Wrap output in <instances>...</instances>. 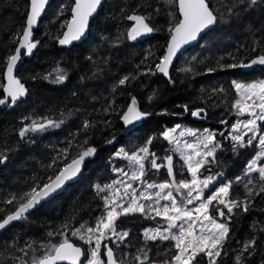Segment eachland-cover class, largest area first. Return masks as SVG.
Listing matches in <instances>:
<instances>
[{"label":"trees","instance_id":"obj_1","mask_svg":"<svg viewBox=\"0 0 264 264\" xmlns=\"http://www.w3.org/2000/svg\"><path fill=\"white\" fill-rule=\"evenodd\" d=\"M209 2L217 10L218 21L199 43L177 58L169 72L174 83L158 74H140L149 66L154 69L164 53L169 38V23H174L173 15L178 16L170 0H104L90 22L87 37L67 49L58 47L56 37L63 33L62 25L70 18L68 9L73 2L53 0L50 3L35 31L34 39L40 43L33 55L23 56L17 73L28 94L13 108L0 109V154L7 156V160L0 163V208L12 207L3 204L12 194H22L32 184L43 183L49 176H54L63 162L58 161L53 167L48 165L58 157L61 149L68 147L69 141L72 147L66 162L86 147H95L97 151L85 159L83 172L75 182L44 201L25 220L14 222L0 233V264H31L34 253L36 256L43 253L42 245L50 239L53 242L63 239L49 238L47 233L63 230L65 223L70 226L65 230L66 234L72 242L80 245L78 238L71 237V229L81 224L92 226L103 213L104 194L98 193L96 186L121 178L113 172V168L125 167L127 162L113 158L118 149L123 147L132 151L142 146L149 137H157L151 149L162 158L170 148L166 141L159 138L166 128L180 124L191 129L221 131L224 125L219 123L220 120L234 119L236 115L231 104L238 94L232 82L264 80V68L255 66L242 71L224 66L247 62L257 54L251 51L254 46L258 51L264 49V3L240 11L243 6L238 5V0ZM137 6H141L137 9L141 12L159 9V14L154 15L152 21L158 31L129 40L127 32L133 22L125 16ZM230 6H236L232 13L228 12ZM62 7L65 10L60 15ZM27 9L28 0H0V85H4L6 57L13 53L18 42L14 43L16 34L22 33ZM188 67L192 71H181ZM209 68L214 71L208 72ZM61 70L66 71L67 78L63 83H56L55 76ZM129 74L136 75L137 79L129 85L117 86L119 79ZM220 87L225 89L223 93H213L214 88ZM132 96L136 97L140 110L151 115L126 128L120 114ZM2 97L3 88L0 87ZM113 100L115 111L105 113L104 109ZM184 105L189 107L188 112L184 111ZM197 108H205L207 117H193L191 111ZM43 117L65 119V123L58 129L30 133L21 139L20 130L33 119L39 121ZM85 120L95 126L84 130ZM113 137L115 140L107 143ZM85 139L88 140L86 145L83 143ZM221 143L223 150L218 153L219 163L210 166L211 173L224 174L218 178V184L243 176L245 164L257 151L254 148L241 149L237 155L228 140L222 139ZM173 155L177 178H181L179 165L182 161L178 154ZM253 176L255 178V174ZM145 179L156 183L169 180L163 168L159 172L149 170ZM232 193L234 197L243 199V184L234 183ZM220 220L230 227L229 255L222 257L221 264H235V255L242 244L253 236L258 244L251 255L245 256L244 264H264V196L254 197L248 213L234 215L228 221ZM158 222L160 218L150 221L137 217L120 224L121 230L131 233V244L124 251L138 254L136 249L143 244L142 230ZM166 244L152 246L149 252L150 258L157 264L171 255L164 251ZM118 255L122 256V252L118 251ZM132 264L136 262L132 261Z\"/></svg>","mask_w":264,"mask_h":264},{"label":"snow or ice","instance_id":"obj_2","mask_svg":"<svg viewBox=\"0 0 264 264\" xmlns=\"http://www.w3.org/2000/svg\"><path fill=\"white\" fill-rule=\"evenodd\" d=\"M49 2L50 0H28L23 32L16 34L14 43L17 41L18 43L15 52L6 57L7 83L0 85L5 94L0 98V105L13 106L27 95V88L13 73L22 58V50L24 55H32L40 43L33 38V29L45 13ZM101 2L102 0H74L68 9L71 18L65 20L62 25L66 30L61 36L56 37L58 43L68 45L80 40L85 35L89 18L97 12ZM170 2L174 3L178 16L173 15L174 23H169L167 29L169 39L164 54L159 58V62L155 63L154 69L153 66H149L140 74L159 73L168 77L170 83H174L169 75L174 58L184 45L197 40L200 33L215 25L218 14L209 0ZM260 3H264V0H238V5L243 6L240 11H246ZM139 7L141 6H137L125 16V19L133 22L127 32L129 40H136L158 31L152 21L154 15L159 14V9L152 8L151 11L141 12L137 10ZM234 7L236 6L228 7V12L232 13ZM64 10L62 7L59 14L63 15ZM251 51L257 54L248 62L240 61L224 67L234 69L257 64L264 66V49L258 51L254 46ZM181 71L190 72L192 69L188 67ZM207 71L212 72L214 69L209 68ZM66 78V71L61 70L55 76L54 82L63 83ZM135 79L136 75H125L119 79L117 86L129 85ZM232 87L238 96L231 104V108L238 119L230 124L227 132L208 128L203 130L184 128L176 124L159 134V138L171 146L167 150L168 154L162 158L151 149L157 137H149L142 146L132 151L123 147L118 149L113 158L126 161L127 169L130 170H126V167H115L113 172L121 178L103 186H96L98 193L104 194L102 196L104 211L97 217L94 225L81 224L78 228L71 229V237L78 238L81 244L71 241L65 231L70 226L65 223L62 225L63 230L47 233L49 238L63 239L58 242L50 239L48 243L42 245L43 253L40 256L34 253L31 264H132V261L136 264H157L150 258L149 252L152 246L159 247L165 242L167 244L164 251L170 252L171 255L161 264H221L222 257L229 255L227 244L230 240V227L228 223L221 222L220 218L228 221L234 215L248 213L251 211L254 197L264 196V81L251 84L233 81ZM115 91L114 87L113 92ZM212 91L223 93L225 89L220 87ZM114 103V100L110 102L104 112L115 111L112 108ZM183 108L185 112L189 111L187 105ZM149 115L151 113L140 110L136 97L132 96L130 103L120 114V119L127 126ZM191 115L206 118V109L197 108L191 111ZM64 123L65 119L54 120L48 117H43L39 121L33 119L20 130L19 136L25 139L30 133L40 134L49 129H58ZM219 123L229 125L226 119L220 120ZM94 126L85 120L83 129L87 130ZM218 136L230 140L232 150L237 155L241 149L254 148L258 151L245 164L243 176H236L235 181H225L216 186L218 178L224 175L223 172L211 173L210 169L212 164L219 163L218 153L223 150V144ZM114 140L115 137L107 143L110 144ZM83 143L86 145L88 140L85 139ZM71 147L72 143L69 141L68 147L61 149L58 157L48 165L53 167L58 161L63 162V166L58 167L54 176H49L43 183H34L26 192L12 194L3 201L4 205L12 207L0 208V230L6 229L14 222L25 220L32 210L52 198L67 181L75 178L81 172L85 159L92 157L97 151L95 147H86L75 158H71L70 162H66L69 161L68 151ZM173 154H178L179 160L182 161L179 171L181 176L187 173L186 178H177ZM6 160L7 156L0 154V163ZM162 168L166 169L169 180L156 183L145 179L149 170L159 172ZM234 183L243 184L245 189L243 199L233 196ZM137 217L150 221H157V218H160L163 224L158 222L156 227L144 228L141 233L143 244L137 247L138 254H132L124 251L131 244L129 239L131 233L128 230H121L120 224ZM257 244L255 236L245 241L235 255V264H244L245 256L251 255ZM118 251L122 252V256L118 255Z\"/></svg>","mask_w":264,"mask_h":264},{"label":"water","instance_id":"obj_3","mask_svg":"<svg viewBox=\"0 0 264 264\" xmlns=\"http://www.w3.org/2000/svg\"><path fill=\"white\" fill-rule=\"evenodd\" d=\"M52 1H53V0H50L49 4L46 6V9H47V7L50 5V3H51ZM72 2H74V0H72ZM103 2H104V0H102L101 5H102ZM101 5L98 6L97 12L94 13L93 16L89 18V23H88V27H87V29H86V31H85V35H84L83 37H81L80 40L73 41L72 43H70V44H68V45H60V44L58 43V41H57V45H58V47L67 49V48H70L71 46H73V45H75V44H79V43H81V42L87 37L90 22H91V20L95 17V15L98 13V11L100 10ZM177 12H178V10H177ZM43 15H44V14H43ZM43 15H42V17H43ZM42 17L40 18L38 24H37V25L34 27V29H33V38H35V31L38 29ZM70 18H71V13H70ZM70 18H69V19H70ZM25 20H26V18H25ZM24 26H25V23H24ZM211 27H212V26H211ZM211 27H210V28H211ZM23 28H24V27H23ZM210 28H208V29L204 30L202 33H200V34L198 35L197 40L192 41V42H190V43L187 44V45H184V46L181 48L180 52L177 54V57L174 58L173 64L175 63V61L177 60V58H178L181 54H183L188 48H190V47L196 45L197 43H199V42L202 40V38H203V36L205 35V33H207V32L210 30ZM65 30H66V28L64 27L63 32H64ZM22 32H23V30H22ZM21 34H22V33H21ZM151 34H153V33H151ZM151 34H148V35H151ZM61 35H62V34H61ZM168 39H169V38H168ZM17 43H18V42H17ZM167 43H168V41H167ZM166 45H167V44H166ZM16 47H17V44H16L15 48H16ZM15 48H14V50H13V53L15 52ZM34 51H35V50H34ZM23 52H24V50H22V58H21V60L17 63V67H16V69L14 70V73H13V75L16 76L17 78H18L17 73H18V71H19V69H20V67H21L22 61H23V56H31V55H24ZM13 53H12V54H13ZM163 54H164V53H163ZM32 55H33V54H32ZM252 58H253V57H252ZM252 58H251V59H252ZM248 61H249V60H248ZM248 61H247V62H248ZM173 64L170 66V68H169V72H170V70H171ZM255 66H259V67H263V68H264V66H261V65H258V64H257V65H253V66L248 67V68H240V70H242V71H248V70H251V69H252L253 67H255ZM5 71H6V66H5V68H4V72H3L4 85H6V83H7V81H6V79H5ZM157 74L160 75V76H163L162 74H159V73H157ZM163 77H164L165 79H168V77H165V76H163ZM18 79H19V78H18ZM25 87H26V86H25ZM27 94H28V92H27ZM4 95H5V94H4V92H3V97H4ZM26 96H27V95H26ZM26 96H25V97H26ZM3 97H2V98H3ZM25 97H23V98H25ZM23 98H22V99H23ZM15 105H16V104H15ZM15 105H13V106L0 105V109H5V108L11 109V108H13ZM83 165H84V164H83ZM82 172H83V166H82L81 172H80L75 178H73L72 180L67 181V182L65 183V185H64V186H63V187H62V188H61V189H60V190H59L54 196L60 194V193L65 189V187H66L67 185H69V184L75 182V181L81 176ZM54 196H53V197H54ZM50 199H51V198H50ZM50 199H48V200H50ZM46 201H47V200H46ZM42 203H43V202H42ZM39 206H40V205H39ZM39 206H37L34 210H36ZM32 211H33V210H32ZM2 231H3V230H0V233H1Z\"/></svg>","mask_w":264,"mask_h":264},{"label":"rangeland","instance_id":"obj_4","mask_svg":"<svg viewBox=\"0 0 264 264\" xmlns=\"http://www.w3.org/2000/svg\"><path fill=\"white\" fill-rule=\"evenodd\" d=\"M261 81H264V80H255V81H253V82H248V83H244V84H251V83H257V82H261ZM239 118H245V117H239ZM236 119H238V117L237 116H235L234 117V119H232V120H230L229 121V126L227 125H224L223 126V128L221 129V131H225V132H227L228 131V128L230 127V124L231 123H233V122H235V120ZM135 123H137V122H134V124ZM134 124H132V125H134ZM125 125V124H124ZM132 125H125V127L126 128H129V127H131ZM182 127H184V128H189V127H187V126H182ZM188 139H191V138H188ZM220 141H222V139H224L223 137H219L218 138ZM224 140H226V139H224ZM230 143H232L230 140H228ZM170 146V145H169ZM171 147V146H170ZM257 151H258V149H257ZM255 155V154H254ZM158 162H160V161H158ZM125 167H126V170H130V169H127V163L125 164ZM165 174L167 175V172H166V169H165ZM167 177H168V175H167ZM187 177V173H185L184 175H183V177H181V178H186ZM169 178V177H168ZM179 179V178H178ZM159 183H162V182H159ZM216 186H219V184L217 183L216 184ZM141 188H142V186H140ZM139 190V189H138ZM213 190H214V188H213ZM153 191H155V190H153ZM210 194V193H209ZM190 207V206H189ZM160 223L161 224H163V221H160ZM157 225H148V226H146L145 228H148V227H156ZM143 231V230H142Z\"/></svg>","mask_w":264,"mask_h":264}]
</instances>
